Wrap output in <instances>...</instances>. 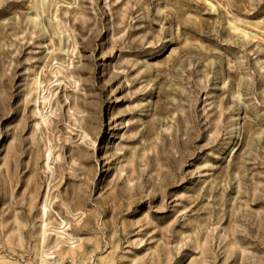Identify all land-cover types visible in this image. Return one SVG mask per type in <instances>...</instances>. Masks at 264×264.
I'll list each match as a JSON object with an SVG mask.
<instances>
[{"label": "rangeland", "instance_id": "obj_1", "mask_svg": "<svg viewBox=\"0 0 264 264\" xmlns=\"http://www.w3.org/2000/svg\"><path fill=\"white\" fill-rule=\"evenodd\" d=\"M0 264H264V0H0Z\"/></svg>", "mask_w": 264, "mask_h": 264}, {"label": "bare ground", "instance_id": "obj_2", "mask_svg": "<svg viewBox=\"0 0 264 264\" xmlns=\"http://www.w3.org/2000/svg\"><path fill=\"white\" fill-rule=\"evenodd\" d=\"M62 66L61 65H59L58 67H57V69H56V71H55V73L53 72V75L54 74H62ZM40 75V74H39ZM38 75V76H39ZM63 75V74H62ZM58 76V75H57ZM41 80L39 79V78H37L36 79V81H35V86H36V104H38L39 105V103H42V104H44L46 101H48L49 100V98H47V97H45L44 95H42L41 93H43V90L41 89ZM50 92V91H49ZM39 108V107H38ZM37 108V109H38ZM36 109V110H37ZM38 112H39V117L41 118V122L42 123H46V121H47V117L46 116H44L40 111H39V109H38ZM43 113H45V112H43ZM49 157V154L47 155V158ZM46 205H44V206H42V213H43V215L46 217L47 216V212H46V207H45ZM44 217V218H45ZM47 221V220H46ZM44 222V221H43ZM47 223V222H46ZM45 225V224H44ZM59 233V232H58ZM44 234H45V232H44ZM60 234V233H59ZM72 254V253H71ZM46 262V261H45ZM44 262V263H45Z\"/></svg>", "mask_w": 264, "mask_h": 264}]
</instances>
